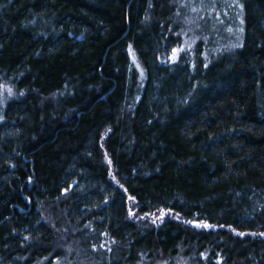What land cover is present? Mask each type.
<instances>
[{
    "label": "trees",
    "instance_id": "obj_1",
    "mask_svg": "<svg viewBox=\"0 0 264 264\" xmlns=\"http://www.w3.org/2000/svg\"><path fill=\"white\" fill-rule=\"evenodd\" d=\"M194 2L0 0V264H264V0L167 64Z\"/></svg>",
    "mask_w": 264,
    "mask_h": 264
},
{
    "label": "rangeland",
    "instance_id": "obj_2",
    "mask_svg": "<svg viewBox=\"0 0 264 264\" xmlns=\"http://www.w3.org/2000/svg\"><path fill=\"white\" fill-rule=\"evenodd\" d=\"M194 1L193 7L188 8V11L185 10V14L179 11L178 19L171 17L177 27L174 36H181V44L173 48L165 57L164 62L167 64L182 59L191 67L196 61H200L202 68H205L215 62L216 57L229 56L232 49L242 43L244 24L240 2L224 0L226 4L221 6L220 0H200L196 6L197 0ZM207 2L208 7H206ZM214 29L216 33L209 35V30ZM136 60L137 57L134 59V66L135 69H139ZM141 79V76H138V81ZM6 88L3 83L0 84V98Z\"/></svg>",
    "mask_w": 264,
    "mask_h": 264
}]
</instances>
